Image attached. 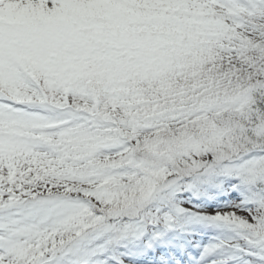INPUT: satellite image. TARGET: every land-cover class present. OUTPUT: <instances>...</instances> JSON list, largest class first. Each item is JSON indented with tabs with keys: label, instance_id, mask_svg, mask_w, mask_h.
Segmentation results:
<instances>
[{
	"label": "snow or ice",
	"instance_id": "snow-or-ice-1",
	"mask_svg": "<svg viewBox=\"0 0 264 264\" xmlns=\"http://www.w3.org/2000/svg\"><path fill=\"white\" fill-rule=\"evenodd\" d=\"M0 264H264V0H0Z\"/></svg>",
	"mask_w": 264,
	"mask_h": 264
}]
</instances>
